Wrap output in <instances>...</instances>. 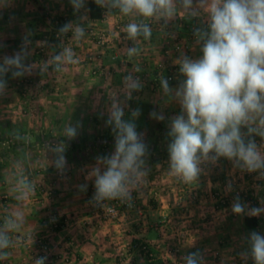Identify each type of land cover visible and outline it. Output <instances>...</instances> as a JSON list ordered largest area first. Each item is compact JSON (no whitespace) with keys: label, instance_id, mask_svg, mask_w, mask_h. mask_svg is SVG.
<instances>
[{"label":"crops","instance_id":"crops-1","mask_svg":"<svg viewBox=\"0 0 264 264\" xmlns=\"http://www.w3.org/2000/svg\"><path fill=\"white\" fill-rule=\"evenodd\" d=\"M14 1L0 0V31L16 34L6 44H0V54L2 50H20L24 34L32 28L21 20L23 15L36 13L35 29L40 30V35L52 30L58 15H62L64 23L77 21L79 16L85 15L84 38L79 42L59 40L53 45L55 52L71 47L78 63L65 65L61 73L47 72V76H54L56 83L74 80L81 82L84 89H50V92L34 96L33 120H28L27 111L20 109L18 90L7 88L6 94L0 96V112L6 113L0 125L11 128L25 139L24 147L16 150L10 148L7 140L2 143L6 142L7 148L5 154H0V227L4 217L18 206L10 194L17 175L22 174L32 182L42 179L44 188H52L51 195L35 191L23 204L25 223L18 232L9 233L12 245L4 250L7 258L0 260V264H35V240L39 236L47 240L51 249L45 264H184L183 257L196 250L203 254L204 264H253L250 256L244 255L248 249L246 237L252 231L264 234V214L255 217L258 221L255 229H247L245 216L234 215L231 204L238 194L249 206H264V180L258 179L256 174L241 172L233 168L231 162L221 159L217 165H207L198 182L185 184L169 174L168 157L158 161L148 157V172L132 192V207L122 205L119 218L111 220L100 216L110 201H105L103 206L89 203L95 189L93 181L85 177L95 165L97 156L112 151L101 154L88 150L89 156H84L87 152L70 156L65 151L67 167L60 173L51 165L53 153L49 146H29L28 142L34 134L47 128L50 131L53 127L50 121L47 124L36 118L42 112L40 119L43 121V113L49 112L52 105L48 103L49 97L58 100L57 109L68 113L70 118L78 111L83 117L95 112L106 115L112 98L127 105L125 116L134 109L130 101L146 103L162 112L165 119L158 121L168 128L170 118L180 113V107L162 95L160 80L177 69L174 81L169 82L176 87L183 79L178 58L183 54L199 57L200 45L191 27L198 21H205L206 13L201 11L196 18L178 14L169 23L148 21L152 28L151 38L131 41L124 28L133 18L120 15L118 10L109 14L102 8V18L92 19L88 14V0L87 12L82 9L77 14L69 0H40L41 10L30 12H25V8L15 9ZM45 1L46 5L48 1L46 8ZM94 30L109 34L110 43L97 45L90 35ZM177 41L183 44L181 50L174 49ZM129 47L137 49L131 57L127 53ZM91 59L94 60L90 62ZM90 65L98 70V75L86 73ZM129 73L138 76L144 85L142 90L132 93L131 99L124 94V77ZM23 78L26 79V75ZM6 79L14 80L10 73ZM256 140L260 143L259 137ZM229 183L233 187L231 192L226 191ZM82 184H87L86 191H80ZM50 215L59 220L56 230L49 226ZM18 237H23L25 243L19 244Z\"/></svg>","mask_w":264,"mask_h":264},{"label":"clouds","instance_id":"clouds-1","mask_svg":"<svg viewBox=\"0 0 264 264\" xmlns=\"http://www.w3.org/2000/svg\"><path fill=\"white\" fill-rule=\"evenodd\" d=\"M87 0H69L74 14L85 13ZM107 10H113L133 20L124 31L131 41L140 37L149 40L152 28L148 21L169 23L178 14L196 18L201 11L205 21L193 27L196 43L200 45L197 58L183 54L178 58L179 73L183 79L176 87L161 78L163 96L178 103L180 113L170 118L167 136L169 143V174L185 184L198 182L207 165H217L221 159L231 162L233 168L256 174L264 180V0H95ZM85 15L69 21L57 31V38L72 33L71 39L79 42L85 37ZM31 33L22 38L20 50L0 59V96L7 92L8 74L13 79L31 75L38 70L41 76L51 68L62 71L65 65L78 63L71 47L55 52L40 66L27 63L32 52ZM129 57L137 53L135 47L127 49ZM125 97L143 89L140 78L129 73L124 77ZM127 105L112 98L105 125L114 135V150L96 157L95 165L85 179L94 183V193L89 203L103 206L105 201L130 202L132 192L143 182L148 172L149 150L135 121L141 109H131L130 119H125ZM150 118L164 120L162 112L153 110ZM79 125L69 123L64 129L67 140L78 136ZM256 137L260 138V143ZM53 153L51 165L60 173L67 167V145L49 142ZM87 190V184L79 186ZM226 191H233L232 184ZM35 192V185L26 176L17 175L10 187V194L18 206L5 217L0 227V260L7 258L4 251L12 245L9 233L18 232L25 223L23 204ZM264 204V203H262ZM236 216L259 217L264 206L252 207L237 194L231 204ZM248 249L253 264H264V234L248 233ZM47 257L35 258V264H45ZM184 264H204L200 250L188 252Z\"/></svg>","mask_w":264,"mask_h":264},{"label":"rangeland","instance_id":"rangeland-1","mask_svg":"<svg viewBox=\"0 0 264 264\" xmlns=\"http://www.w3.org/2000/svg\"><path fill=\"white\" fill-rule=\"evenodd\" d=\"M44 3V2H43ZM50 3V1H49ZM56 4V3H55ZM58 4V3H57ZM48 7V1H47V5H46V1H45V5L44 7ZM14 7L15 9H19L21 10L20 8H25L27 10H24L25 12L26 11H40L41 10V3H40V0H16L14 1ZM43 7V8H44ZM45 7V8H46ZM52 10V8L50 9ZM59 12H61V9H58ZM23 15V14H22ZM36 13H29L28 16L25 17V15L21 16V20L23 21H26V23L29 25L32 26V28H28V33H31V40H32V52H31V55L28 57V60L26 61L27 63H33V66L34 67H40L44 62L45 60H47L49 58V56L52 54V51L54 49L53 45L54 43L50 41L49 37L48 36H43V35H40L38 33V29H35L36 27V24H37V15ZM59 17L63 18L62 15H58ZM59 17H55L54 19H58ZM30 22V23H29ZM29 25V26H30ZM95 33H102V32H105V31H95ZM27 32L24 34V36H26V34H28ZM106 33V32H105ZM107 34V33H106ZM71 33H68L67 36H64L61 38V40L65 41V42H68V40H71ZM90 35L91 37H94V41L96 43V37H95V34H93L92 32H90ZM107 43H110V38H109V34H107ZM16 37V34H13V33H10L8 31H4V30H1L0 31V44L3 45V42H5L6 44V41L7 40H11L13 38ZM106 43V44H107ZM97 44V43H96ZM105 44V45H106ZM98 45V44H97ZM103 45V46H105ZM41 48H44L43 50H41ZM18 52V50H11V49H8V50H2L1 51V54H0V59H2L4 56H11L13 55L14 53ZM35 60H42V63H38L40 61H35ZM94 60V59H93ZM92 59L89 60L90 62L93 61ZM94 66L93 65H90L87 69V74L90 75V76H95V75H98V72L97 73H93L94 70H96V68H93ZM52 70L51 68L49 69L48 73H51ZM63 71V70H62ZM62 71H54L56 73H61ZM53 74V73H51ZM11 76V74H10ZM61 78V76H58ZM23 77L21 78H16L14 80H7V88H12L13 90H18L19 94V98H20V102L22 103V107L20 108L21 110H26L27 111V115H26V118H28V120H33V108H34V96L42 93V92H50V89L55 91V90H58V91H63V90H69V88L73 87L74 90H82L84 89L82 87V83L78 82V81H74V80H63V81H60V82H55L54 81V76L51 75V77L47 76V73L46 75H39L38 74V70H34L33 73L31 75H26V79H22ZM21 81V83L19 84L18 82ZM69 85H68V83ZM50 99V100H49ZM48 99V103L49 105L52 104L50 107H49V112L47 113H43V121L40 119V115L42 114V112L38 113L37 114V119H39L40 122H48L50 121L51 124L49 125H52V129L51 131L53 132V134H58L59 132L60 133H63L64 132V129L65 127L69 124V123H72L73 125H79L80 123V120L83 118V115L82 113H80L79 111L77 112L78 115H79V118L78 119H73V118H70L68 115V113L64 112V111H59L57 109V106L58 104L56 103L58 100L56 99H53V97H49ZM17 108V107H16ZM19 111V109H15L14 111ZM64 112V113H63ZM80 113V114H79ZM86 113V112H85ZM3 115H6V113H2L0 112V119H5ZM16 115H18L16 113ZM87 115V114H86ZM89 116H91L92 120L91 122H89L88 124V129H89V132L95 134V135H99L100 133L102 134L103 130H102V124H103V120L105 117L108 116V114L106 113V115H103L99 112H95V113H92V114H88ZM23 118V117H22ZM21 120V119H20ZM49 122V123H50ZM44 126V124H43ZM80 126V125H79ZM44 131H49V129L47 128L46 130H43ZM145 132H143L142 136H143V140L144 142L146 141L145 140ZM5 139H2L0 140V154H5V150L7 148V143L5 142L4 144L3 141ZM50 150V149H49ZM51 151V150H50ZM109 151H113L112 149H107V152ZM87 152V151H86ZM90 152V151H88ZM86 153L84 156H89L91 154L89 153ZM93 152V151H91ZM97 152V151H95Z\"/></svg>","mask_w":264,"mask_h":264},{"label":"trees","instance_id":"trees-1","mask_svg":"<svg viewBox=\"0 0 264 264\" xmlns=\"http://www.w3.org/2000/svg\"><path fill=\"white\" fill-rule=\"evenodd\" d=\"M88 14L92 19H99L103 16V9L99 7L95 0H88ZM64 21L61 17L55 19L53 28L50 32H43L41 35L48 36L50 41L53 43H58L61 38H57L58 29L64 25ZM1 50V48H0ZM134 109H141L140 117L135 121L137 126V131L141 134L145 132V143L148 146L149 156L152 160H159L160 158H167L168 151L167 145L169 143V138L167 136L168 128L164 127L160 121L150 118V113L155 110V107L148 105L146 103H138L134 101L129 102ZM78 113L73 114V119H78ZM125 119H130V111L124 117ZM107 117L104 118L102 124V134L95 135L89 132L88 124L91 122L92 118L89 115H86L80 120L78 127V136L73 140H67L63 133L53 134L50 131H44L42 133L34 134L29 142L30 145H45L49 146V142H61L67 145L66 151L68 154L79 155L82 152L91 150L93 152L97 151L101 154H105L107 149L114 148V135L112 134L111 128L105 125ZM5 139L8 141L10 148L16 150L18 147L23 148L25 144V139L23 136H20L18 132L13 131L11 128H5L0 125V140ZM144 139V138H143ZM22 141V144L20 143ZM2 163L0 162V167ZM244 225L247 229H255L258 225V221L255 217H244Z\"/></svg>","mask_w":264,"mask_h":264},{"label":"built area","instance_id":"built-area-1","mask_svg":"<svg viewBox=\"0 0 264 264\" xmlns=\"http://www.w3.org/2000/svg\"><path fill=\"white\" fill-rule=\"evenodd\" d=\"M193 27L192 26V30H193ZM93 34H95V39H96V43L99 45V46H103L107 43V34L105 32H98V33H95L94 31L92 32ZM183 47V44L180 42V41H177L175 44H174V49L175 50H181ZM44 48H41V50H43ZM36 62L37 61H40L38 63H42V60H35ZM177 69H173L172 71L168 72L164 78L168 79L169 82H173L174 79H175V71ZM98 70H94L93 73H97ZM19 84L21 83V81L18 82ZM34 185H35V191L40 193L41 195H51L52 194V188H44V182L42 181V179H36L33 181ZM111 204L108 205L107 207H105L101 212H100V216L104 217V218H108V219H111V220H114V219H117L119 218L120 216V213H121V206L122 205H125L127 206L128 208H131L132 207V202H125V201H121V200H110ZM49 226L51 229L53 230H56L58 227H59V220L54 216V215H50L49 216ZM17 241L19 244H24L25 243V239L23 237H18L17 238ZM35 246H36V253H35V258H38V257H44L46 256L47 258L49 257L50 255V246L47 242V240L45 238H43V236H39L36 238L35 240ZM146 246H142V249H145Z\"/></svg>","mask_w":264,"mask_h":264}]
</instances>
